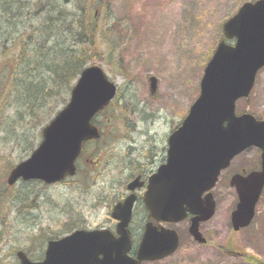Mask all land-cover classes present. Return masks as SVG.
<instances>
[{
    "label": "rangeland",
    "instance_id": "rangeland-1",
    "mask_svg": "<svg viewBox=\"0 0 264 264\" xmlns=\"http://www.w3.org/2000/svg\"><path fill=\"white\" fill-rule=\"evenodd\" d=\"M17 1L20 0H0V8L14 6ZM254 1L90 0L97 14L101 13L102 23L105 14L110 17L101 27L104 59L95 64L117 86L116 97L95 118L103 135L98 143L85 147V156L92 163L86 166L81 159L75 176L59 184L19 180L12 186L6 184L10 168L36 148L40 131L50 118H34L28 123L26 108L0 97V137H6L0 142V264H18V250L32 260L41 259L47 240L67 233L71 227L113 228L111 205L121 200L130 168L140 162V150L152 145V167L163 160L168 135L199 95L203 70L223 38L222 25L243 3ZM22 4L30 5L37 14L38 0H21L19 5ZM83 4L82 0H72L64 6L72 9ZM4 16L0 17V45L5 35L16 31L13 35L19 36L18 48L13 52L18 54L29 27L37 28L39 21L25 25L18 21L14 27L17 19ZM150 76L157 79L153 94L149 90ZM20 112L24 121L20 120ZM235 113H248L264 120V67L258 71L249 96L236 102ZM26 135L28 145L24 141ZM98 144L102 151L93 154ZM259 154V149L250 147L222 172L212 190L215 214L200 224L205 244L189 235L186 222L162 223L178 233V249L166 258L143 264H264V189L252 223L233 231L230 215L237 195L228 184L233 173L252 168Z\"/></svg>",
    "mask_w": 264,
    "mask_h": 264
},
{
    "label": "water",
    "instance_id": "water-1",
    "mask_svg": "<svg viewBox=\"0 0 264 264\" xmlns=\"http://www.w3.org/2000/svg\"><path fill=\"white\" fill-rule=\"evenodd\" d=\"M221 40L206 64L200 93L167 139L166 162L149 179L143 201L151 222L147 223L136 250L129 255L131 241L127 226L133 197L117 203L111 216L117 220L116 235L107 229L74 230L47 243L42 261H32L17 252L20 264H142L157 261L176 251L179 237L174 229L153 222L174 224L191 214L189 233L199 243L206 242L199 224L211 219L216 204L210 190L220 172L249 147L261 151V169L246 175L234 174L230 186L238 196L231 212L234 231L247 227L264 187V120L252 114H235L238 99L250 94L255 77L264 66V0L245 2L222 26ZM157 80L151 76V93ZM116 85L98 65L82 69L70 91L68 102L42 129V140L31 155L8 174V185L18 179H39L52 184L73 176L75 161L83 142L97 138L93 116L115 96ZM139 186L136 181L129 189Z\"/></svg>",
    "mask_w": 264,
    "mask_h": 264
},
{
    "label": "trees",
    "instance_id": "trees-1",
    "mask_svg": "<svg viewBox=\"0 0 264 264\" xmlns=\"http://www.w3.org/2000/svg\"><path fill=\"white\" fill-rule=\"evenodd\" d=\"M38 1L37 14L30 5H19L21 0L12 3L15 8L10 4L0 8V17L6 15L17 19L14 27L18 21L20 25L39 21L38 27L33 30L28 25L30 31L26 39L21 35L24 41L18 54L13 52L18 48L19 36L13 35L16 31L11 30L5 35L0 45V97L6 102L12 99L14 105L26 108L28 123L34 118L37 121L51 119L66 103L81 70L104 59L101 27L110 19L105 14L102 23L101 13L97 14L90 0H82L83 5L72 9L64 6L72 0L63 3L57 0ZM21 6L24 7L18 10ZM10 20L6 21L7 25H10ZM105 36L107 38L108 34ZM20 114V120L24 121L22 112ZM87 144L82 148L78 162L82 159L86 161V166L89 161V156H85ZM99 151H102L100 144L93 154ZM248 259L261 263L251 256Z\"/></svg>",
    "mask_w": 264,
    "mask_h": 264
},
{
    "label": "flooded vegetation",
    "instance_id": "flooded-vegetation-1",
    "mask_svg": "<svg viewBox=\"0 0 264 264\" xmlns=\"http://www.w3.org/2000/svg\"><path fill=\"white\" fill-rule=\"evenodd\" d=\"M6 122H7V119H6ZM99 131H100L101 135H103L102 130H99ZM0 133H2L1 128H0ZM39 138L41 139V131H40V137ZM40 139H39V141H40ZM2 140H6V137H4V138L0 137V142H2ZM24 141L28 145V142H29L28 135H26V139H24ZM147 147L148 146H146V147H144V149L140 150V152H142V156H141V159L139 160L140 162L134 168L135 170L131 169L129 167V164H128V167L130 168L131 172H130L129 178L123 184L124 191L121 194V196H122L121 200H116L111 205V209H112V207L115 203L122 201L127 195H129L131 193L134 194L132 218H131V221L128 225V232H129V236H130L133 247H136L140 243L145 225L149 220L148 211H147V209L143 203V195H144L145 190H146L148 178L152 175V172L154 171V167H152V148H151L152 145L149 146V148H147ZM160 162H162V160ZM258 165H259L258 162L255 163L254 166L251 168V170L258 168ZM123 169H124V171H126L127 167H124ZM244 171L247 172V171H249V169H247V168H241L240 169V172H244ZM136 178H137L138 182L141 183V186L135 188L132 191L127 190L128 182H130ZM137 215H139L141 217H139V219L136 220ZM190 218H191V215H188L186 220L184 221L188 225L190 223ZM132 254H134V251H132ZM43 257H44V253H43ZM41 259H39V260H41Z\"/></svg>",
    "mask_w": 264,
    "mask_h": 264
}]
</instances>
